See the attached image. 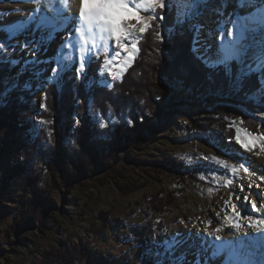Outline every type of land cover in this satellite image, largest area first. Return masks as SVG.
I'll return each mask as SVG.
<instances>
[{
  "label": "rangeland",
  "instance_id": "374dc122",
  "mask_svg": "<svg viewBox=\"0 0 264 264\" xmlns=\"http://www.w3.org/2000/svg\"><path fill=\"white\" fill-rule=\"evenodd\" d=\"M156 2L155 13L149 15L150 18L143 24H137L134 34L136 56L140 39L146 31L152 30L153 35L162 41L161 51L167 64L172 61L168 48L176 37L191 30L195 39L199 23L186 12V0ZM32 10V6L24 5L21 0H0V31L5 33L0 41V50L8 52V55L0 57V62L9 61L12 65L7 78L16 81L25 71L33 76L25 85L29 89L31 108L21 120L30 121L37 131L46 121L50 122L48 136L54 141L50 146L53 149L47 151L50 156L59 150L56 138L59 126L46 106L45 82L57 83L64 88L67 79H72L75 83L83 82L90 91L97 86L111 90L116 82L122 80L133 62L119 72V76L106 83L95 78L90 80L89 75L86 76L73 63L62 71H52V61L46 56L47 48L19 54L18 48L7 44L13 38L26 39L23 30L19 32L11 28L22 22ZM257 11L260 13V8ZM173 12L175 15L170 23L166 14L171 16ZM180 19L184 24L175 35L172 28ZM112 24L116 23L113 21ZM119 27V33L127 30L123 23ZM111 38L108 31L98 54L108 50L106 45ZM193 49L210 67L230 63L236 65L235 76L227 88L207 94L213 101L241 95L246 77L251 72L258 75V88L252 89L248 99L262 110L252 109L254 115L246 112L249 118L256 121L255 126L245 125L241 117L229 118L225 121L231 138L225 137L214 124V129L195 130L190 127L194 120L210 116L213 120L217 116L214 105L207 101V95L194 96L175 75L156 77L155 82L165 93L157 97L153 112L130 120L123 128L132 136L133 128L143 129V132L139 138L133 137L113 161L111 171L95 170L81 180L67 181L58 175L53 176L44 167V161H38L30 168L31 173L40 174V187L52 191V203L46 207L42 221L32 226H20L18 232L11 235V242L5 241L4 235L13 224L14 213L30 203L34 193L40 190L35 187L25 190L23 185L16 188L9 184L4 189L0 186V264H40L46 256L60 252L64 253V257H58L62 264H142L145 255L154 264H204L205 261V264H264V239L258 241L235 235L229 240L221 229L222 220H217L222 216L217 203L227 199L231 192H238L234 199L237 205L231 209L238 214V221L249 225L251 218L263 212L259 209L262 205L259 200L264 195V189L259 180L260 173H264V73L261 67L254 64L241 70L238 58L211 61L201 53L204 52L202 46L196 47L194 41ZM259 56L264 62V47ZM259 58L255 59L260 62ZM255 59H252L253 62ZM68 60L69 57H66L64 62ZM227 70H230L229 66ZM87 73L96 75V71ZM70 98L76 99L75 91ZM76 106L77 103L65 125V134H68V149L64 153L66 159L73 158V150L78 147L90 155L89 142L77 144L71 138L87 116H78ZM157 106L161 110L159 118L154 116ZM239 111L245 113L244 109ZM44 112L50 113L48 120L42 115ZM99 115H95L90 140L91 143L107 146L112 141L110 131L115 117L103 119ZM19 157V152L15 151L3 161L0 177L6 167ZM166 159H175L184 167L168 168L162 164ZM246 171H250L251 175L248 180L243 178ZM54 181L57 187L52 186ZM247 181L251 187L246 185ZM127 185L133 188L127 189ZM226 210L229 212V209ZM234 225L236 227L237 224ZM141 226L146 230L134 232ZM141 239L149 242V250H144L139 243ZM251 241L255 243L251 244ZM261 242L263 246L259 249ZM226 244L233 245L232 250H228ZM193 248L202 251L200 257L204 258V262H197L192 257ZM84 251L87 254H81ZM251 254L255 256L251 257ZM53 264L60 263L55 261Z\"/></svg>",
  "mask_w": 264,
  "mask_h": 264
},
{
  "label": "trees",
  "instance_id": "16d2710c",
  "mask_svg": "<svg viewBox=\"0 0 264 264\" xmlns=\"http://www.w3.org/2000/svg\"><path fill=\"white\" fill-rule=\"evenodd\" d=\"M175 13L166 17L170 23L173 21ZM169 24V23H168ZM170 25H168L169 27ZM5 37V33L0 31V41ZM194 33L190 30L181 33L173 41V45L168 48L169 58L172 60L166 64L162 54V41L159 37L153 35L152 30L146 31L138 43L139 52L134 63L127 68L120 82H116L111 90L97 86L90 92L85 91V86L81 82H74L72 79L61 89L55 84L46 85V106L55 116L59 130L56 138L59 142V150L52 155H48V149L53 144V137L48 136L51 129L49 121L39 131L30 122H23L21 117L30 110L31 100L29 89L25 85L28 79L33 76L29 71L20 74L16 81L7 78L11 71L12 65L9 61L0 62V165L5 159H8L13 152H19V159L13 164L6 167L4 175L0 177V186L4 189L7 185L12 184L16 188L23 185L25 190L35 187L40 190L34 193L30 203L24 204L19 208L14 216L13 224L10 225L5 233V241L11 242V235L18 232L20 226H32L35 222H40L46 212V207L52 203V191L40 187L41 176L37 172L31 173L30 168L38 161H44V167L48 169L53 176H60L67 181L81 180L82 177H88L95 170H110L113 161L125 150L131 143L133 137L139 138L143 129L133 128L132 133H126L124 127L130 120L144 117L147 113L153 112L157 97L164 95L158 83L155 82L158 76H168L180 78L185 89L190 90L194 96L207 95L216 93L219 90L226 89L229 81L235 76L236 65H219L210 67L206 65L193 49ZM230 70H227V68ZM258 75L251 72L246 77V83L243 84L241 95H235L231 98H219L217 101L209 99L207 101L213 104L217 116L194 120L191 128L198 131H205L207 128H213L217 125L223 135L227 138L232 136L229 133V127L225 120L241 117L244 124L255 126L256 121L249 118L252 109L262 110L256 106L252 100L248 99L252 89H257ZM76 92V99L70 96ZM77 103L76 112L78 116H85L86 121L83 125L76 127L75 133L71 136L77 144L89 142L90 155L82 151L79 147L74 149V157L66 159L64 153L68 149L66 141L68 134H65V125L67 117L72 112L73 106ZM244 109L245 113L239 111ZM239 109V110H238ZM110 111V112H109ZM50 113L44 112V118L50 116ZM100 114L101 118L115 117L113 128L110 131L112 141L107 146H101L91 143L95 115ZM109 115V116H108ZM161 110L157 106L154 116L159 118ZM212 123V124H211ZM213 131V130H212ZM164 166L172 169L184 167L174 159H166L162 163ZM111 171V170H110ZM109 171V172H110ZM57 187L54 181L51 183ZM133 188L127 185V189ZM1 210V209H0ZM137 231H144L143 226L137 228ZM139 243L144 250H149V242L141 239ZM81 254H87L86 251ZM49 255V254H48ZM58 257H64V253L52 254L46 256L40 264H53L59 262ZM142 264H154L148 256H144Z\"/></svg>",
  "mask_w": 264,
  "mask_h": 264
},
{
  "label": "bare ground",
  "instance_id": "6f19581e",
  "mask_svg": "<svg viewBox=\"0 0 264 264\" xmlns=\"http://www.w3.org/2000/svg\"><path fill=\"white\" fill-rule=\"evenodd\" d=\"M21 2L32 6L33 10L11 29L19 32L23 30L26 39L13 38L7 42L9 46L18 48L19 54L47 48L46 56L52 61V71H62L73 63L86 76L89 75L90 80L95 78L104 83L119 76V72L124 71L135 59L137 47L134 44V34L138 29L137 24L138 22L143 24L150 18L149 15L155 13L157 3L156 0H21ZM186 2L188 3L186 12L199 23L194 44L196 47L202 46L204 52L201 53L205 57L214 62L238 58L241 70L254 64L255 67H261L264 73V62L259 58V53L264 47V0H186ZM258 8L260 13L257 11ZM182 20L180 19L172 28L173 34L177 35L180 32L184 24ZM113 21L116 23L114 26ZM122 23L127 30L119 33V25ZM108 31L112 37L106 45L108 50L98 54ZM5 55H8V52L0 50V57ZM66 57H69V60L64 62ZM255 58H259L260 62ZM252 59L256 61L253 62ZM87 71H96V75L93 77ZM258 164L257 162V166ZM249 172L243 175L244 180L250 178ZM260 174L259 184L264 189V173ZM246 185L251 187L250 183ZM237 195L238 192H231L227 199L217 203V207L222 210V216L217 220L219 222L222 220L221 229L224 234L229 240L235 235L258 241L264 239V195H261L259 200L262 202L259 209L263 212L251 218L249 225L238 221V214L231 212L232 207L237 205L234 203ZM226 209H229V212H226ZM234 224H237L236 227ZM252 243L255 242L251 241ZM260 244L259 249L263 246L262 242ZM226 246L228 250H232L233 245ZM200 253L202 254L201 250L193 248L191 254L201 263L204 262V258L200 257ZM252 255L255 256L254 254L250 256Z\"/></svg>",
  "mask_w": 264,
  "mask_h": 264
},
{
  "label": "snow or ice",
  "instance_id": "6c2138e0",
  "mask_svg": "<svg viewBox=\"0 0 264 264\" xmlns=\"http://www.w3.org/2000/svg\"><path fill=\"white\" fill-rule=\"evenodd\" d=\"M145 15V14H144ZM262 142H264V141H262ZM254 202H255V200H254ZM256 203V202H255Z\"/></svg>",
  "mask_w": 264,
  "mask_h": 264
}]
</instances>
